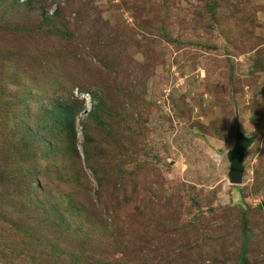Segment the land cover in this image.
<instances>
[{"label":"rangeland","instance_id":"obj_1","mask_svg":"<svg viewBox=\"0 0 264 264\" xmlns=\"http://www.w3.org/2000/svg\"><path fill=\"white\" fill-rule=\"evenodd\" d=\"M4 8L0 264H241L242 230L264 264V0ZM93 99L107 109L84 119ZM238 124L255 141L236 186ZM38 199L68 206L63 229Z\"/></svg>","mask_w":264,"mask_h":264},{"label":"trees","instance_id":"obj_2","mask_svg":"<svg viewBox=\"0 0 264 264\" xmlns=\"http://www.w3.org/2000/svg\"><path fill=\"white\" fill-rule=\"evenodd\" d=\"M8 3V0H0V11L3 9V11H7L6 8H4V6ZM95 98V97H94ZM96 99H93L94 103H92V107L88 113V115L86 116V118L84 119H95L96 116L101 113L104 109L106 110L107 109V105H105V102L104 100H101V99H98L97 101H95ZM98 102V103H97ZM46 152L40 157V159H43L44 161V165H45V169H47L46 171H50L49 167L51 165H55L56 166V163H57V159H55L53 156L54 154L53 153V149H52V145L51 144H48L46 143ZM76 150V148L74 149ZM85 152V155L87 156L88 158V162H90L91 160V156H90V153L88 150H84ZM65 156H67V154H65ZM97 175V173H96ZM28 176V172L24 171L23 173H21L18 177H21V179H24V178H27ZM98 179V184L100 186H103L102 184V180L99 179V177L97 178ZM31 184L33 185L30 189L31 192H34L36 189L38 190L39 189H42V185L40 184V182H31ZM29 191V193H30ZM38 208L40 209V211H37L39 212L40 216L43 218V220H45V227L48 228V231L50 229H63V226L60 224L61 221H62V216L59 215V213L57 212V210L60 208H62L63 210H67L68 211V206H65L64 207H61L60 205H56V204H53L51 202H47L43 199H38ZM70 213V212H69ZM245 226V223L243 224V227ZM72 227V226H71ZM70 226H66L65 229H72ZM75 227V226H74ZM76 229V228H74ZM40 234V233H38ZM38 237L40 235H37ZM241 238H242V246H241V249H240V252L238 254V261L241 263V264H244V261H245V246H246V232L244 230H242V234H241Z\"/></svg>","mask_w":264,"mask_h":264},{"label":"water","instance_id":"obj_3","mask_svg":"<svg viewBox=\"0 0 264 264\" xmlns=\"http://www.w3.org/2000/svg\"><path fill=\"white\" fill-rule=\"evenodd\" d=\"M254 137H248L242 131L240 125H237L235 134V144L228 152L230 170L228 173L229 182L232 185H242L245 176V156L248 149L253 145Z\"/></svg>","mask_w":264,"mask_h":264},{"label":"built area","instance_id":"obj_4","mask_svg":"<svg viewBox=\"0 0 264 264\" xmlns=\"http://www.w3.org/2000/svg\"><path fill=\"white\" fill-rule=\"evenodd\" d=\"M90 105L92 106L91 100H90ZM91 106H90V109H91Z\"/></svg>","mask_w":264,"mask_h":264}]
</instances>
